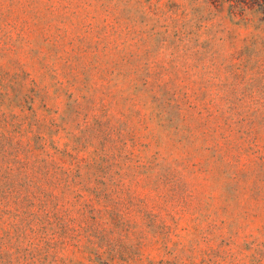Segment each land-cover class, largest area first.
I'll use <instances>...</instances> for the list:
<instances>
[{
    "label": "rangeland",
    "instance_id": "1",
    "mask_svg": "<svg viewBox=\"0 0 264 264\" xmlns=\"http://www.w3.org/2000/svg\"><path fill=\"white\" fill-rule=\"evenodd\" d=\"M0 264H264V21L0 0Z\"/></svg>",
    "mask_w": 264,
    "mask_h": 264
},
{
    "label": "trees",
    "instance_id": "2",
    "mask_svg": "<svg viewBox=\"0 0 264 264\" xmlns=\"http://www.w3.org/2000/svg\"><path fill=\"white\" fill-rule=\"evenodd\" d=\"M216 12H225L236 24L247 25L255 18L264 21V0H208Z\"/></svg>",
    "mask_w": 264,
    "mask_h": 264
}]
</instances>
